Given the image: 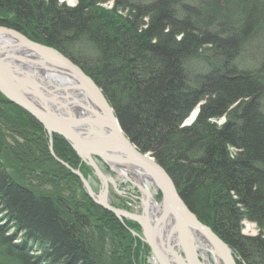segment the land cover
<instances>
[{
    "label": "trees",
    "instance_id": "obj_1",
    "mask_svg": "<svg viewBox=\"0 0 264 264\" xmlns=\"http://www.w3.org/2000/svg\"><path fill=\"white\" fill-rule=\"evenodd\" d=\"M99 1L67 8L57 0H0V22L82 63L129 138L167 169L188 207L230 244L237 264H264V0H114L107 13ZM249 38L258 48H247ZM248 59L257 65L236 66ZM201 100L196 120L183 127ZM15 108L0 95V123L7 117L8 128L37 135L40 126ZM223 114L217 128L211 119ZM36 142L49 156L46 142ZM26 185L0 169V264L117 263L103 252L80 204ZM80 190L96 222L125 245L124 226ZM244 219L256 222L260 234H241ZM8 226L23 232L22 240L9 236ZM127 245L131 264H145V251L130 239Z\"/></svg>",
    "mask_w": 264,
    "mask_h": 264
},
{
    "label": "bare ground",
    "instance_id": "obj_2",
    "mask_svg": "<svg viewBox=\"0 0 264 264\" xmlns=\"http://www.w3.org/2000/svg\"><path fill=\"white\" fill-rule=\"evenodd\" d=\"M78 1L79 0H77L76 5L72 7L66 4L63 5L67 8H77ZM96 4L98 5L97 7L101 8L102 12L104 13H107V11L115 10L114 0H102L96 2ZM121 11L122 10L120 9L119 12H116L121 13ZM146 20L147 19H145V21ZM0 28H7L11 31L19 33L25 41L31 42L34 46L43 45V47L46 46L53 48L57 50L63 57L67 58L71 63L76 65L83 72V74L90 78L92 82L95 83V85L98 87L112 110V123L115 127H119V129L115 130L114 133V131L110 129L111 125L106 120L104 121V123L106 122V124H103V126L81 124L77 127H74L73 130H70L74 135V137L72 138L73 141H70L69 138L66 137L68 136L71 138L69 130H66L64 132L66 136L57 131L48 130L41 121H39L31 113L20 107L15 102L11 101L0 91V95L10 103V106L13 109H16V106L17 108L23 110L29 116L33 127L40 126L38 134L35 137L46 142L47 150L50 154V157H47L48 159L50 158L51 160H54L56 162L57 165L55 164V169L57 171L61 170L66 172L58 176L60 179L64 180H61L62 182L59 180V178L56 177L55 180H53V178L51 179L52 176H45L43 174L44 171L42 172V179L44 180L42 185L48 186L51 195H57L54 197L58 199L60 197L64 198L67 195L66 193L68 192H63L64 189H69L70 192L73 191L74 188H79L80 186L82 191H84L85 194L96 205L112 214L124 226L127 232V238L129 237L127 240L130 239V242H132V246L141 248L140 250L145 251L143 256L145 263L160 264V257H158L156 253L153 252L152 246L156 248L158 254H160V252L162 254H169V250H173L174 245H176L177 243L178 237L176 234L170 233L174 229V219L171 213H168V215H166L165 217H160V201L162 200V192L156 186L151 176H149L145 171L141 170L138 165H131L127 162L122 161L126 158L124 156L126 154L121 150V142H123L124 144H129V146L134 151H137L143 157L145 156L149 161L151 160L154 164L156 163L161 170H164L165 175H167L168 177V182L164 179V175H160L161 170L153 166L151 167L153 173H156L162 180H164L166 191H173L175 195H177L176 198L183 203V207H185L184 209H186L187 212H190V214H193L198 222L206 225L210 229L211 233L214 232L222 243H225L227 246H229L231 252L233 253L230 244L227 243L224 238L222 239L208 223L200 220L198 215L193 212L190 207H188L186 201L183 200L180 192L175 185L174 180H172L171 175L168 173L167 169H164V167L158 162L157 159L153 157V155L149 151H142L138 149L135 143L129 138L128 134L123 130L120 121L115 113V109L108 101L106 95L104 94V91L86 72L84 67L81 65L82 63L79 65L75 60H73V58H71L61 50L55 48L52 45H48L41 42L40 40H37L27 32H23L1 22ZM251 39L252 38L248 39L250 43H247L246 46H249L247 47L248 49L251 48L255 50V48H258L260 42H254V40ZM24 44L20 43L14 35L13 37L11 35L4 34L0 36V59H6L11 63L9 65H16L20 68V70H12L15 76L17 78L24 77L27 80L31 79L35 83L39 84V88L44 89V94H46V96H48L50 99L57 98L55 102H42V104H45V106H47V109L49 111L60 114L59 116L64 119L74 120L76 118L87 117V119L96 121L94 119L95 114L101 112V108L98 104L95 103L94 98L89 91H87L84 87H77L81 85L80 81L71 73L64 70H51L47 66L50 65L47 62H44V66H42L40 64L41 57H38L35 52L23 48ZM1 48H4L5 50V52L3 53L4 55L1 52L3 51L1 50ZM251 53L252 52L250 51L249 54ZM249 54H246L244 56L248 57ZM251 56H253V54H251L250 57ZM251 61V59H248V61L245 60L244 62L239 61L237 62L236 66H240V68H252V64L256 63H252ZM45 88H47V91L45 90ZM65 88L67 89L64 90ZM26 89L27 90L23 91L26 95L28 94L29 98L31 94L28 93V88ZM54 95H56V97H54ZM29 99L32 100V98ZM66 101H68L69 103ZM204 102L205 100L199 101L197 106L188 113L189 115L181 124L183 127L190 126L196 120L197 116L199 115L198 113L200 110V106L205 104ZM63 103L66 106H64ZM236 105L237 103L229 106L227 112H229L232 108H235ZM226 118L227 114H223L216 118H212L211 123L218 128L223 125V123L226 121ZM5 119H7V117L3 118L4 121L2 125L9 127ZM218 120L222 122L217 123ZM93 121L91 122V124L95 123ZM35 137L34 139H36ZM88 143H91L93 147H91L92 149L90 150H86L87 153L84 154H87V157L83 161L81 159V156L83 155V149L86 148ZM59 144L64 145L66 148H62L60 152H56L54 146L59 147ZM20 147V145H16V147L11 151L15 150L16 152H21V154H23V159H20L18 161L26 162L29 160L25 156L26 152L31 149L26 146H24L23 149V146L21 148ZM228 151L230 156L234 157L233 155L235 154L237 149L236 147L230 145V147H228ZM6 168L7 167L3 164V161H0V169L6 170ZM8 175L13 178L11 174ZM15 180L16 182H18L17 179ZM57 180H59L60 183L57 182ZM18 183L21 184L20 182ZM26 186L31 185L27 184ZM85 186H88L91 189V191L96 196L97 201L105 202L107 206H109L111 209L116 210L117 212L111 209L104 208L99 203H96L87 193ZM158 195H160V197H158ZM176 211L178 212V214L186 216V213L184 212V210L181 211L180 207L176 208ZM123 212L126 213V215L128 214L129 216L121 215L123 214ZM141 220H143V222L145 220H148V224H150L149 229L142 225L143 222ZM245 222L256 225L258 231L256 235L260 234L261 230L259 229L257 223L246 219H244L240 224L241 234H243L242 225ZM2 224H4L3 227L7 226L4 221H2ZM7 228V234L16 238V242L22 240V237L24 235L23 232L18 229L14 230L10 226H8ZM188 230V242L193 246L194 249H196V253H199L198 255H201L203 257V259L205 260V264H223L215 255L212 256L209 254L211 247L207 243V241H205L206 239L204 240V236H201V234L195 232V230L191 228ZM256 235L251 237H255ZM149 242L152 246H150ZM175 249H177V246H175ZM233 256L237 264L236 254L233 253Z\"/></svg>",
    "mask_w": 264,
    "mask_h": 264
},
{
    "label": "water",
    "instance_id": "obj_3",
    "mask_svg": "<svg viewBox=\"0 0 264 264\" xmlns=\"http://www.w3.org/2000/svg\"><path fill=\"white\" fill-rule=\"evenodd\" d=\"M3 34L11 35L12 37L14 35L20 43H25L23 48L31 50L35 52L38 57H41L40 64L42 66H44V62H47L50 64L47 66L51 70H64L75 76L81 84L77 87H84L87 91L90 92V94L94 98L95 103L100 106L101 112L95 114L94 119L96 121L87 119V117L76 118L74 120L64 119L60 117V114H56L49 111L47 109V106H45V104H42V102L45 101L55 102L57 98L52 97L53 99H50L48 96H46V94H44V89L39 88V84L35 83L31 79L27 80L24 77L17 78L12 72V70H20V68L16 65H9L11 64L10 62H8L6 59L4 60L3 58H1L0 91L3 93V95H5L11 101L15 102L20 107L31 113L35 118L41 121L48 130L57 131L63 134L64 136H66L64 134L66 130H73L74 127H77L81 124L103 126V124H106V122L104 123L105 120L111 125L110 129L113 130L114 133L115 130L119 129V127H115L112 123V110L108 105L106 99L98 89V87L95 85V83L92 82L90 78L84 75L83 72L76 65L71 63L67 58L63 57L57 50L46 46L43 47V45L34 46L31 42L25 41L19 33L11 31L10 29L0 28V36H2ZM1 50H3L1 51L3 54L5 52L4 48H1ZM26 88H28L29 90L28 93L32 95H30L29 97L32 98V100L29 99L28 94L26 95L23 91L27 90ZM66 89L67 88H65L64 90ZM45 90L47 91V88H45ZM54 97H56V95H54ZM63 105L66 106L64 103ZM92 121L95 123L91 124ZM70 135L71 138L68 136L66 137L69 138L70 141H73L72 138L74 137V135L71 133V131ZM121 146L122 152L126 154L124 155L126 158L122 161L127 162L131 165H138L141 170L145 171L149 176H151L156 186L162 192V200L160 201V217H165L166 215H168V213H171L174 219V229L170 233H174L178 237L176 245H174L173 250H169V254H162L161 252L160 254H158L156 248L152 246L149 242L150 246H152L153 252L156 253L158 257H160V264H205V260L203 259V257L201 255H198L199 253H196V249H194L193 246L190 245L188 242L187 232L190 228L195 230V232L201 234V236H204V240L206 239L205 241H207V243L211 247V250L209 251L210 255H215L223 264H236L233 253L231 252L229 246H227L225 243H222L214 232L211 233L210 229L206 225H203L202 223L198 222V220L194 217L193 214L187 212V210L184 209L185 207H183V203L176 198L177 195H175L173 191H166L164 180H162L156 173L154 174L151 168L153 166L161 170L159 166L156 163L154 164L151 160L149 161L145 156H141L137 151H134L129 146V144H124L123 142H121ZM91 147H93L92 144L88 143L86 148L83 149V155L81 156V159L83 161L87 157V154L84 153H87L86 150L92 149ZM160 175H164V179L167 180V182L169 181L167 175H165L164 173V170L160 171ZM85 188L87 190V193L92 197V199L96 203H99L104 208L111 209L105 204V202L97 201L96 196L88 186H85ZM178 207L181 208V211L184 210L186 216L178 214V212L176 211V208ZM111 210L117 212L114 209ZM121 215L127 216L128 214L126 215V213L123 212V214ZM141 221L143 222V220ZM142 225L147 227L148 229L150 227V224H148V220H145ZM175 246H177V249H175Z\"/></svg>",
    "mask_w": 264,
    "mask_h": 264
},
{
    "label": "rangeland",
    "instance_id": "obj_4",
    "mask_svg": "<svg viewBox=\"0 0 264 264\" xmlns=\"http://www.w3.org/2000/svg\"><path fill=\"white\" fill-rule=\"evenodd\" d=\"M76 3H77V0H57V4H59V6L66 4L72 7L76 5ZM69 54H72V53L69 52ZM259 61H262V60L259 59L257 62ZM218 122L220 123L222 121L218 120L217 123ZM31 131H27L25 129L20 131V130H17L14 126L13 127L11 126L10 128H8L0 123V161H3V164L6 165L7 168L5 171L7 172V174H11L14 179H17L18 182L27 183L31 185V187H33L34 190L38 192H44L50 195L51 193L49 191L48 186L42 185L44 181L42 179L43 174L48 177L52 176L51 179L53 178V180H55L56 177L59 178L58 177L59 175L64 174L66 172L61 171V170L57 171L55 169L56 162L54 160L48 159V157L46 156L47 153H44L43 149L40 148L39 150H37L32 146V142L37 144L39 141L37 140L38 142H36V139L35 140L33 139L34 136L36 135L33 134ZM40 141L42 140L40 139ZM16 145H20L21 147L23 146L22 149L24 148V146L29 147L31 149L30 151L32 155L31 157H28L29 159L28 161L26 162L18 161L20 160V158H18L17 156L21 155V152H16L15 150L11 151L12 149L16 147ZM21 151H24V150H21ZM15 158H17V160ZM43 164L44 166H48L50 168L42 167L44 168L42 169L40 167L41 169H37V167ZM59 180L64 181L63 179H60V178ZM59 180H57V182H59ZM64 191H68L66 193L67 195L63 197L67 199V202L69 204L72 203V205L75 204L78 207H80L79 206L80 204L82 208H84L85 212L91 214L92 218H89V221L91 222L93 226V232H94L95 237L98 238V240L100 241L102 245L103 252L108 254L114 261H116L117 262L116 264H131L132 256L123 254V251L125 252L124 246L127 245L128 240L127 241L125 239L122 240L121 238V241L125 243V245L121 243L122 245L119 246L118 245V243L120 242V240L118 239L119 235H117L118 237L116 238V232L111 234V232L107 229L108 226L106 224H105L106 227H104L105 225L99 224L96 222L97 219H96L95 212L93 211L94 209L92 207H89V205L87 204L86 205L88 207H86L84 203V199L82 198L81 190L78 187L74 188V190L70 192H69V189H64L63 192ZM242 231L244 235L246 234L250 236H254L258 233L257 226L252 223H248V222H245L242 225ZM128 245H127V248L130 247ZM32 250L33 251L31 252V254L40 253L36 249H32Z\"/></svg>",
    "mask_w": 264,
    "mask_h": 264
}]
</instances>
